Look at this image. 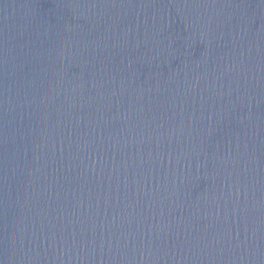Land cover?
<instances>
[{
	"label": "water",
	"instance_id": "95a60500",
	"mask_svg": "<svg viewBox=\"0 0 264 264\" xmlns=\"http://www.w3.org/2000/svg\"><path fill=\"white\" fill-rule=\"evenodd\" d=\"M0 264H264V0H0Z\"/></svg>",
	"mask_w": 264,
	"mask_h": 264
}]
</instances>
